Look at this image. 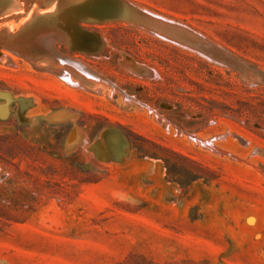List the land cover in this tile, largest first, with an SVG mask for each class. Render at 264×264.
<instances>
[{
  "label": "rangeland",
  "instance_id": "rangeland-1",
  "mask_svg": "<svg viewBox=\"0 0 264 264\" xmlns=\"http://www.w3.org/2000/svg\"><path fill=\"white\" fill-rule=\"evenodd\" d=\"M13 2L0 0V264H264V0Z\"/></svg>",
  "mask_w": 264,
  "mask_h": 264
},
{
  "label": "water",
  "instance_id": "water-1",
  "mask_svg": "<svg viewBox=\"0 0 264 264\" xmlns=\"http://www.w3.org/2000/svg\"><path fill=\"white\" fill-rule=\"evenodd\" d=\"M123 7V8H122ZM119 8V11L125 15L127 20H129L132 24L139 25V24H146L145 19H142L141 17H136V12L140 13L138 15L143 16L147 15L148 17H151L152 19L159 21L163 24L168 25L169 34L171 37H173L174 40H177L178 42H182L187 46L188 48H191L193 50H196V52L204 53L208 56L213 57L216 63L221 65H227L235 62V59L231 56V54L226 51L225 49L221 47L214 46L212 43L207 41L205 38L201 36V34L197 33L196 31H193L191 28L182 25L180 23H175L171 21H166L164 19H161L159 17H154L148 15L146 12H141L138 8L134 6L130 7H124L122 6ZM138 9V10H137ZM136 20L135 23L132 22V20ZM141 26V25H140ZM255 83H257V80H255ZM253 83V84H255Z\"/></svg>",
  "mask_w": 264,
  "mask_h": 264
},
{
  "label": "bare ground",
  "instance_id": "bare-ground-1",
  "mask_svg": "<svg viewBox=\"0 0 264 264\" xmlns=\"http://www.w3.org/2000/svg\"><path fill=\"white\" fill-rule=\"evenodd\" d=\"M15 1V0H14ZM8 4V3H12V4H17V3H14L13 2V0H2V4ZM20 7V6H19ZM21 9V8H20ZM148 13V15L150 14V16L152 15V16H154V17H158V16H156V15H154V14H152V13H149V12H147ZM139 17H140V15H139ZM159 18H160V16H159ZM161 19H163V17L161 18ZM164 20H166V19H164ZM167 21V20H166ZM168 22V21H167ZM173 22V21H172ZM155 27H154V29H152L153 30V32L156 34V36L157 35H159V36H162V38H166L165 40H167L168 38H173V37H171L170 36V34H169V31H168V25H166L165 26V24H163V23H161V22H159V21H155V25H154ZM168 27V28H167ZM167 28V29H166ZM7 30H9V29H7ZM49 32V31H48ZM66 34V33H65ZM43 35V34H42ZM42 35H39L40 37L42 36ZM50 35V34H49ZM51 36H53L52 34H51ZM155 36V37H156ZM37 38V37H36ZM42 38V37H41ZM52 38V37H51ZM54 38V37H53ZM159 38V37H158ZM38 39V38H37ZM40 39V38H39ZM43 39V38H42ZM170 39H168V40H170ZM44 40V39H43ZM53 40V39H52ZM52 40H51V42H52ZM163 40V39H162ZM172 40H174V39H172ZM171 40V41H172ZM41 41V40H40ZM39 41V42H40ZM105 41V40H104ZM175 42L177 41V40H174ZM173 41V42H174ZM34 42V41H33ZM51 42H50V44H51ZM69 42V41H68ZM42 43V42H41ZM55 43V42H54ZM178 43V42H177ZM179 43H181V42H179ZM36 44H40V43H36ZM46 44V43H45ZM44 44V45H45ZM47 44H49V42L47 43ZM46 44V45H47ZM57 44V43H56ZM183 44V43H182ZM27 45V44H26ZM23 46V45H22ZM30 46V45H29ZM43 46V45H42ZM52 46V45H51ZM1 47V46H0ZM54 51L56 50V46L54 45ZM28 48V47H27ZM106 49V48H105ZM28 50H29V48H28ZM27 50V51H28ZM107 50V49H106ZM18 51V50H17ZM22 51V50H21ZM53 51V52H54ZM189 51V50H188ZM19 52H20V50H19ZM29 52V51H28ZM92 52V51H91ZM0 53H3V52H0ZM94 53V52H93ZM195 53V52H194ZM22 54H23V51H22ZM60 54V53H59ZM100 54V53H99ZM17 55V54H16ZM55 55V54H54ZM108 55V54H107ZM126 55V54H125ZM201 55V54H200ZM0 56H2V54H0ZM5 56V55H4ZM3 56V57H4ZM66 56V55H65ZM106 56V55H105ZM55 58V57H54ZM57 58V60H58V57H56ZM60 58V57H59ZM68 58V57H67ZM65 60H66V58H65ZM65 60H61L60 59V61H61V63L62 62H65ZM71 60V59H70ZM129 60V59H128ZM10 61V60H9ZM67 61H68V59H67ZM75 62H77V66H79V68L83 71V73H85L86 75H88L89 77H92V78H94V79H97V80H100L101 79V74H100V76L98 75L99 73H94V71L90 68V66L88 67V68H90V70H92V71H90V70H88L87 68H86V65H83L82 63L80 64L79 63V61H75ZM126 62V61H125ZM70 63V62H69ZM135 63V62H134ZM73 64H76V63H73ZM137 64V63H136ZM72 66V65H71ZM72 68V67H71ZM50 69V68H49ZM61 69V68H60ZM59 69V70H60ZM50 70H52V69H50ZM53 72V71H52ZM68 72V71H67ZM79 73V72H78ZM80 74V73H79ZM63 76H64V74H63ZM82 76V75H81ZM104 78V77H103ZM75 79V78H74ZM74 79H73V76H72V74L71 73H67V75L64 77V81L68 84V85H73L74 84ZM76 80V79H75ZM104 81V80H103ZM93 82V81H92ZM106 82V81H105ZM108 82H109V80H108ZM114 84V83H113ZM106 85V84H105ZM254 85V84H253ZM72 87H74V86H72ZM113 87V86H112ZM114 88V87H113ZM112 88V89H113ZM120 91V90H119ZM114 92H115V90H114ZM111 93V92H110ZM125 94V93H124ZM126 96V95H125ZM134 97V96H133ZM125 100V99H124ZM128 100V99H127ZM149 107V106H148ZM148 110V109H147ZM153 113V112H152ZM167 122V121H166ZM193 135V134H192ZM217 138V137H216ZM219 138H220V136H219ZM194 139V138H193ZM196 139V138H195ZM205 143H207V142H205ZM214 148V147H213ZM220 151V150H219ZM224 153V152H223ZM231 155V154H230Z\"/></svg>",
  "mask_w": 264,
  "mask_h": 264
}]
</instances>
